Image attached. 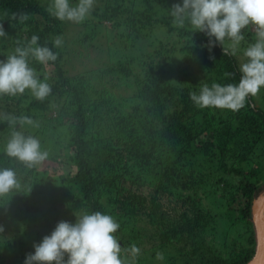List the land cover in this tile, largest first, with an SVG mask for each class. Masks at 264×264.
I'll use <instances>...</instances> for the list:
<instances>
[{"label": "trees", "instance_id": "1", "mask_svg": "<svg viewBox=\"0 0 264 264\" xmlns=\"http://www.w3.org/2000/svg\"><path fill=\"white\" fill-rule=\"evenodd\" d=\"M117 1L100 0L90 14L110 22L123 11ZM138 4L133 1V10ZM174 4L182 0H142V9L128 17L134 24L143 19L148 29L165 28L158 13ZM0 25V61L28 48L33 35L39 37L35 46L57 54L47 64L27 58L51 85L44 101L29 90L0 95V170H14L20 183L0 197V246L16 245L7 239L8 225L38 244L58 222L99 211L119 222L115 235L123 249L140 248L134 261L128 257L131 264H247L253 258L251 208L264 192V88L237 112L200 109L189 99L204 83H238L234 56L219 44L209 51V37L179 27L175 32L189 46L163 48L164 63L151 61L137 74L119 61L91 83L85 75L69 76L63 53L53 46L63 21L38 0H0ZM245 39H253L250 31ZM178 51L183 57L176 74L165 70V59ZM188 61L192 70H186ZM105 76L113 92L103 86ZM49 110L57 115L48 116ZM21 117L33 123L21 124ZM13 131L37 138L40 146L49 137L51 146L41 148L47 158L28 168L9 157ZM63 164L69 170L62 172ZM158 252L164 260L156 259Z\"/></svg>", "mask_w": 264, "mask_h": 264}, {"label": "clouds", "instance_id": "2", "mask_svg": "<svg viewBox=\"0 0 264 264\" xmlns=\"http://www.w3.org/2000/svg\"><path fill=\"white\" fill-rule=\"evenodd\" d=\"M94 3L95 0H78L73 6L70 0H52L49 12L58 20L78 24L90 14ZM171 15L178 26L183 27L187 21L194 31L209 37V51L219 44L225 55L236 56L245 42V32L253 33V41L242 49L244 60L239 65V82L201 84L198 91L189 93L195 107L237 112L249 96H256L264 88V0H182V4L173 5ZM19 17L28 18L25 13ZM4 34L0 25V36ZM38 41L39 37L33 35L28 48H17L6 61H0V95L16 96L29 90L35 99L44 101L51 94V85L46 79H39L27 58L31 55L37 62L47 64L55 62L57 54L46 46H35ZM61 45V37L56 36L53 46ZM19 119L21 124L33 123L29 117ZM15 122L16 118H12L11 123ZM5 151L28 168L38 165L48 155L41 150L37 138L26 137L20 131L12 132ZM19 188L14 170H0V197ZM259 211L258 205L257 215ZM119 228L113 216L99 211L79 214L75 223L60 221L50 235L33 245L34 253L26 256L25 264H131L141 250L135 244L123 249L115 235ZM3 230L0 226V232ZM156 259L162 261L164 255L158 252Z\"/></svg>", "mask_w": 264, "mask_h": 264}, {"label": "rangeland", "instance_id": "3", "mask_svg": "<svg viewBox=\"0 0 264 264\" xmlns=\"http://www.w3.org/2000/svg\"><path fill=\"white\" fill-rule=\"evenodd\" d=\"M38 1L49 11L52 0ZM108 1L111 5H114L113 0ZM133 1L118 0L117 4L119 9L123 11H120L117 17L110 22L98 21L91 14L83 22L78 24L63 21V31L60 36L62 45L59 47V50L63 53L64 67L69 76L85 75L91 83H94L102 73L103 68L115 66L119 61H127L133 72L140 74V69L142 70V67L147 66L151 61L159 65L164 63L162 59L163 48L167 49L170 46H175L178 49L183 46H189L186 38H180L175 32V29L180 26L174 22V18L171 15L173 6L167 5L162 13H158V15H161L165 19L166 26L168 27L155 26L152 29H148V26H142L143 19L140 22L134 19L135 24L130 21L132 18L129 19L128 16H134L132 12L142 9V0H138L139 4L135 10H133L132 6ZM77 3L78 0H70V4L73 6ZM96 7H100V0H95L92 10ZM126 10H131V12L126 15ZM185 26L190 27L191 25L186 21L183 27ZM252 41L253 39H245V42H242L240 46L241 51L234 56L238 62V66L244 60L242 49L246 47L247 43H251ZM182 57V54L178 51L173 56H170V58H166L165 62L167 64L165 70L178 74L177 66L182 61ZM187 65L186 70L193 69V65L189 61ZM109 79L110 77L105 76L103 86L113 92L107 85V80ZM55 114L57 115L52 110L47 112V115L50 117L56 116ZM49 146H51V140L48 137L42 143L41 148H47ZM62 160L64 161V158ZM50 163L51 165L54 164L52 162ZM60 167L62 172L70 168L67 164L60 165ZM61 208L59 206V209ZM74 216L76 217L77 215ZM75 220L76 218H74ZM7 231L10 232L7 235V239L16 245L11 248H5L3 245L0 246V264H25L26 256L34 253V240L26 236L18 235V228L14 225H8ZM18 243L24 244L23 249H25L23 251L19 249Z\"/></svg>", "mask_w": 264, "mask_h": 264}, {"label": "water", "instance_id": "4", "mask_svg": "<svg viewBox=\"0 0 264 264\" xmlns=\"http://www.w3.org/2000/svg\"><path fill=\"white\" fill-rule=\"evenodd\" d=\"M264 192L261 193L253 202L251 217L255 230L256 248L253 258L247 264H264V229L261 228L257 215V206L264 203Z\"/></svg>", "mask_w": 264, "mask_h": 264}, {"label": "snow or ice", "instance_id": "5", "mask_svg": "<svg viewBox=\"0 0 264 264\" xmlns=\"http://www.w3.org/2000/svg\"><path fill=\"white\" fill-rule=\"evenodd\" d=\"M262 199H264V198H262ZM258 219H259L261 228L264 229V203H262L260 205V211L258 213Z\"/></svg>", "mask_w": 264, "mask_h": 264}]
</instances>
